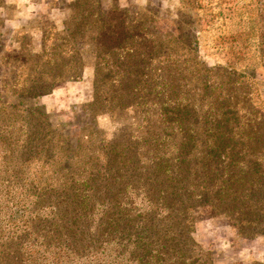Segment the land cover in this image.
I'll return each instance as SVG.
<instances>
[{
	"label": "trees",
	"instance_id": "1",
	"mask_svg": "<svg viewBox=\"0 0 264 264\" xmlns=\"http://www.w3.org/2000/svg\"><path fill=\"white\" fill-rule=\"evenodd\" d=\"M97 16L93 9L83 17L75 16L84 28L92 23V39L99 43L91 51V85L85 106L93 115H113L116 108L137 109L144 131L139 143L149 162L146 175L154 184L149 187L151 180L145 181V166L143 173L136 170V162L133 166L136 157L131 152L111 144L108 158L113 171L117 174L128 165L140 176L135 187L147 195L150 210L144 213L121 191L105 211L106 220L95 228L98 246L107 245L105 238L118 232L110 242L127 264H208L206 253L190 235L191 212L204 205L229 219L238 231L263 232L264 110L255 103L249 78L229 65L209 66L193 50L181 61L171 46L176 37L156 38L155 32L135 27L136 19L129 24L125 16L124 27L113 34L108 18L99 21ZM78 28L56 37L58 44L42 42L39 54L26 48L21 60L19 55L13 57L14 76L3 81L6 91L36 97L48 90L44 89L47 78H71L72 74L82 79L77 69L83 71L84 64L73 45ZM105 34L112 35L115 43L101 45ZM103 88L107 92L99 94ZM9 119L6 128H0L4 151L10 143L3 141L8 139L10 126L14 127ZM116 163L118 167L113 168ZM60 192L54 191L59 203L54 205L55 218L44 221L38 230L42 242L31 243L32 248L30 237L21 238L18 230L15 240L10 237L0 244V264H78L89 255L83 252L89 251L93 239L81 233L89 226L81 223L80 231H75L78 218L69 219L76 210L65 207L68 201L75 203L83 216L89 198ZM8 243L12 249L4 248Z\"/></svg>",
	"mask_w": 264,
	"mask_h": 264
},
{
	"label": "rangeland",
	"instance_id": "2",
	"mask_svg": "<svg viewBox=\"0 0 264 264\" xmlns=\"http://www.w3.org/2000/svg\"><path fill=\"white\" fill-rule=\"evenodd\" d=\"M88 9L98 14L99 21L107 17L113 34L120 33L126 16L129 24L136 19L135 27L155 32L156 38L176 37L171 46L181 61L193 50L209 66L229 65L243 73L249 78L256 105L264 110V0H0V103L5 104L0 107V128H6L9 118L14 122L3 141L10 143L6 151L0 138V244L10 237L15 240L19 230L21 238L30 237L34 248L31 243L42 242L41 224L56 216L54 205L59 203L54 191L74 193L78 199L88 196L89 205L81 216L80 207L68 201L65 207L76 210L69 220L78 218L75 231L88 224L81 233L93 239L89 251L83 252L89 255L78 264H127L110 242L119 233L109 234L107 245L100 247L95 228L106 220L105 211L121 191L144 213L150 205L143 190L135 187L140 176L128 165L117 174L113 171L108 158L111 144L118 143L131 152L136 157L133 166L136 162L141 173L145 166L144 179L151 180L149 187L154 184L146 175L149 162L144 160L147 153L139 143L144 131L137 109L116 108L113 115H93L85 106L91 85V51L99 43L92 39V23L84 28L75 16L83 17ZM77 26L73 45L84 64L83 71L77 69L82 79L72 74L71 78H47L44 89L48 90L36 97L6 91L8 85L3 81L14 76L13 57L19 55L21 60L26 48L39 54L42 42L58 44L56 37ZM114 43L110 34L100 38L101 45ZM117 167L116 163L113 168ZM83 181L86 183L81 185ZM191 217L190 235L206 253L208 264H264V231H238L225 216L213 214L208 205L194 208ZM4 248L12 249L11 243Z\"/></svg>",
	"mask_w": 264,
	"mask_h": 264
}]
</instances>
